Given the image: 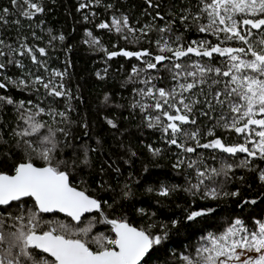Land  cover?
I'll use <instances>...</instances> for the list:
<instances>
[{"label":"snow or ice","instance_id":"6c2138e0","mask_svg":"<svg viewBox=\"0 0 264 264\" xmlns=\"http://www.w3.org/2000/svg\"><path fill=\"white\" fill-rule=\"evenodd\" d=\"M143 2L153 22L139 26L138 20L102 0H78L76 11L102 6L110 11V22L100 20L95 28L133 45L148 38L149 47L130 50L113 43L109 49L87 28L82 42L102 51L108 60L123 57L139 62L132 64L126 78L140 85L132 88L131 107L139 109L144 127L158 132V142L167 146L144 147L153 157L176 149L171 167L183 169L185 176L183 185L162 182L157 195L169 197L182 190L189 202L179 215L136 227L122 214L123 201L131 195L127 184L105 189V181H95L105 194L111 192V202L77 187L75 177L79 183L88 182L96 149L72 136L67 126L75 122L55 106L67 97L65 107L71 108L72 97L63 82L67 72L55 67L49 71L47 47L29 44L25 36L18 35L15 46L0 39V89L6 90L0 94V108L11 106L18 122L7 133L9 139L0 135V264H145L146 254L164 247L174 235L203 231L199 225L215 216L217 200L234 199L236 208L256 205L257 200L264 204V0H188L186 5L179 0L164 12L158 0ZM10 4L11 13L8 7L0 8L4 25L10 15L32 20L46 11L43 0H10ZM89 15L97 14L89 12L83 20L88 21ZM11 23L21 24L18 19ZM31 35L41 39L35 32ZM48 36L47 46L52 48L55 41L66 39L51 29ZM71 49L67 45L63 51ZM25 58L30 61L27 71ZM95 75L104 78L99 71ZM9 86L30 95L16 99ZM108 99L105 93L104 102ZM42 116L51 117V123ZM80 128L87 137L86 119ZM207 158L218 166L210 167ZM234 169L252 175L259 196L249 198L252 183L237 177ZM233 180L247 186L228 190L226 184ZM105 208L121 214L109 218ZM94 210L98 218L85 221L84 214ZM134 211L146 214L143 208ZM56 213L83 226L44 219L45 214ZM249 217L246 222L237 215L222 230L204 233L192 252L180 255V264H264V212L259 218L254 213ZM97 222L111 227L92 235Z\"/></svg>","mask_w":264,"mask_h":264},{"label":"trees","instance_id":"16d2710c","mask_svg":"<svg viewBox=\"0 0 264 264\" xmlns=\"http://www.w3.org/2000/svg\"><path fill=\"white\" fill-rule=\"evenodd\" d=\"M158 2L162 3L161 11L164 12L170 3L178 4L179 0H158ZM187 2L188 0H185V5ZM43 3L46 5V11L37 14L32 20H27L16 13L8 17L9 23L7 25L0 23V39L15 46L18 44V35L25 36L29 44L47 47L49 55L46 59L49 63V71L52 67H55L60 71L67 72L63 82L72 97L69 101L71 108L65 107L64 99H67V97L58 99L55 106L58 109L65 110L70 120L75 122L67 126L72 136H79L80 142H87L96 149L92 155V166L88 182L79 183V177H75L73 183L77 187L86 190L88 194L109 200V202H111V192L105 194L95 181H105V189H119L127 184L131 190V195L128 200L123 201L122 214L127 216L128 221L136 227L147 228L149 223H156L169 216L179 215L185 203L189 202L188 194L181 190L174 192L169 197H159L156 192L162 182L169 185H183L185 183L183 169L173 170L171 167L176 159L174 155L176 149L173 148L171 152L164 151L159 157H153L148 153L144 147L145 144L162 148L167 146L158 142V132L144 127L139 109L131 107L134 98L132 88L140 85L138 83L133 84L131 81H127L126 78L132 64H139V62L135 58L123 57H114L108 60L104 57L102 51L93 49L82 42L86 38L85 28L97 36L109 49H111L113 43H118L121 47L130 50L149 47V39L145 38L139 44L133 45L118 40L115 33H108L107 30L95 28V24L100 20L110 22L109 16L111 13L102 6L92 5L88 9L77 12L78 0H55V3L52 0H43ZM108 3L114 4L121 12H126L133 21L138 20V26L153 22L143 0H102V4ZM193 3H195V0H193ZM3 7H8L10 13L13 11L10 0H0V8ZM141 11L146 14L141 16ZM89 12H95L97 15L95 17L89 15L88 21H84L83 15H87ZM17 19L21 22L19 26L11 23L12 20ZM41 20L44 21L43 24L40 23ZM159 23H162V21ZM49 29L52 30L53 35L63 33L66 37L65 41L63 43L55 41V48L47 46ZM32 32H35L41 39L34 40L31 35ZM151 36L153 39L155 38L154 34H151ZM189 38H191V34H189ZM67 45H72V49L65 53L63 49ZM65 60L68 61L67 64ZM24 63L27 71L30 61L25 58ZM105 69H107L106 73ZM31 70L33 72L37 71L34 67ZM39 71L43 74L42 69ZM97 71L101 73L103 79L96 77ZM11 74L13 73L9 72V75ZM4 91L6 90L0 89V94ZM11 92L15 94L16 99L30 95L27 92H19L15 88H11ZM105 93L109 97L107 102H104ZM32 98L35 101V97ZM41 118L51 123V117L42 116ZM105 118L112 119L117 127L112 128L109 126ZM56 119L59 120V117L57 116ZM84 119L88 124L87 137L83 136L84 130L80 128V122ZM17 123L11 106L0 108V135H3L5 139H9L7 133ZM4 124H7L8 127H3ZM216 134L220 135L221 133L217 130ZM97 140L100 141L99 144H97ZM11 142L14 143V140ZM130 151L135 152L136 155L131 156ZM204 155L207 157L208 151H204ZM125 160L128 163H125ZM205 163L210 167L218 166L217 162L210 158L205 159ZM100 168L104 169L103 174H100ZM117 169L119 171H116ZM234 172L237 177L244 176L246 181L252 183L251 174H246L241 169H234ZM236 186L246 187L247 185H241L237 180L226 184L228 190H234ZM149 187L153 188L152 192L147 190ZM259 194L258 185L252 183L251 191L248 193L249 198L259 196ZM235 205L236 201L234 199L217 200L213 204L216 207L215 216L212 219L203 220L199 225L203 231H195L193 234V231L189 230L187 233L182 231L179 235H174L164 247H160L158 251L147 255L145 264H164L165 261H167V264H180V255L192 252L197 246V241L204 233L222 230L226 222H230L237 215H240L246 222H250L249 213H254L259 218V215L264 212V204H261L260 200H257L256 205H242L241 208H236ZM118 207L120 206L118 205ZM135 208L145 209L146 214L142 216L136 214ZM241 209H243V212H241ZM104 211L109 218L121 214H113L107 208ZM91 216L98 218L99 213L87 214L83 216V219L86 221ZM44 219H54L73 224L80 223L72 222L70 218L59 213L55 215L45 214ZM80 226L82 227L83 224L80 223ZM108 229H110L109 225L97 222L93 225L91 234L107 232ZM92 246L95 247V245ZM168 249H174V253L168 251Z\"/></svg>","mask_w":264,"mask_h":264},{"label":"water","instance_id":"95a60500","mask_svg":"<svg viewBox=\"0 0 264 264\" xmlns=\"http://www.w3.org/2000/svg\"><path fill=\"white\" fill-rule=\"evenodd\" d=\"M93 212H95V210H94ZM93 212H92V213H93ZM92 213H88V214H92ZM59 214H61V215L65 216V215H64V214H62V213H59ZM85 215H87V214H84V216H85ZM76 223H77V222H76ZM109 226H110V225H109ZM110 227H111V226H110ZM147 255H148V254H146V256H147ZM142 259H145V258H142Z\"/></svg>","mask_w":264,"mask_h":264}]
</instances>
